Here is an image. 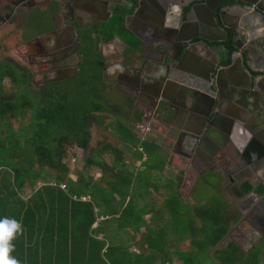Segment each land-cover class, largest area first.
Returning <instances> with one entry per match:
<instances>
[{
  "label": "trees",
  "instance_id": "trees-1",
  "mask_svg": "<svg viewBox=\"0 0 264 264\" xmlns=\"http://www.w3.org/2000/svg\"><path fill=\"white\" fill-rule=\"evenodd\" d=\"M101 26L111 30L105 41L111 33L127 41L122 12ZM100 34L83 42L84 62L66 90L34 83L17 61H0V219H14L23 229L12 241L11 255L20 264H200L197 253L204 252L215 264H258V246L244 253L229 239L221 244L236 218L227 215L229 205L216 181L200 178L187 203L152 200V193L172 188L151 182L149 158L143 170L134 165L141 158L139 140L121 122L112 123V103L95 92L107 93L99 81L100 56L94 53ZM120 102L119 119L125 120L131 103ZM95 127H112L109 141H97ZM73 148L83 162L74 178L63 160ZM200 186L209 193L196 198ZM250 188L245 184L243 192ZM263 190L256 188L258 194ZM184 204L191 207L188 219L180 213ZM164 209L174 217L164 220ZM183 226L188 244L180 251L174 248L182 237L175 232Z\"/></svg>",
  "mask_w": 264,
  "mask_h": 264
},
{
  "label": "crops",
  "instance_id": "crops-1",
  "mask_svg": "<svg viewBox=\"0 0 264 264\" xmlns=\"http://www.w3.org/2000/svg\"><path fill=\"white\" fill-rule=\"evenodd\" d=\"M21 2L22 0H0V37L9 36L6 37L8 41L9 38L17 36L20 50L12 51L14 53L12 55H17L19 62L25 64V57L41 59L46 51L50 48L54 49V44H57L65 34L68 35V41H71L73 37L70 31H66V27L74 25L75 17L77 24L81 25L100 19L102 22H108L112 10L124 6L126 1L31 0L25 9L18 6ZM203 2L204 0H142V6L137 8L136 14L130 16L126 23L128 29L125 38L133 45H128L127 50L124 49L125 45L122 43L124 41L120 42L119 39L122 37L118 36L119 39L113 38L109 44H100L98 48L102 56L108 58L107 62L111 67H115L120 72H123L122 65L117 61L112 62L113 57L121 58L124 55L125 67L128 70H136V75L138 71H142L144 61L159 62L158 78L147 82L142 81L143 79L138 81L141 83L139 88L136 79L132 88L136 95L133 97L117 91L111 82L106 84L107 89L111 88L123 98H128L131 107L133 103L134 106L140 103L142 105L147 99L152 100L155 97V105L159 104L158 108L168 110L167 116L156 115L153 118L152 115L149 121H145L143 127L139 126L142 111L135 115V119H131L130 115L125 119L130 132L141 144L137 148L141 158L135 161L134 165L139 167V170H143L145 168L142 166L143 162L149 158L151 163L148 164L150 168L148 175L151 182L161 188L168 186L172 188V190L152 193V200L166 201V204L170 199H172L171 203L176 200L190 202V190L200 182V178L204 177L209 182L218 183L220 193L229 205L226 210L228 215L234 208L232 206L234 200L229 191L223 187L224 178L218 177L214 171L244 170L246 172L250 166H255L256 174L252 176L256 177V182L264 179V34L259 26L248 31L240 27L242 39L240 47L245 52L240 55L242 59L243 56L245 57L243 65L249 73L253 89L246 96L242 95L243 98L240 97L243 90L236 85L237 70L224 71L219 78L223 97L217 103L214 120L206 125V130L202 129L203 123L208 119H202L203 106L200 98L182 102L179 99V88L183 87L182 85H189L195 90L200 82L197 70L200 64L209 68L223 66L226 63L224 53L215 48L221 43L201 41L198 38L202 36L214 39L219 35L212 27L209 9ZM156 7L164 13V19L169 20V23L161 22L163 17L159 16ZM232 9L226 16L227 24L232 23V17L235 15ZM51 26L59 28V31L51 33L53 32ZM184 37L193 38L181 44ZM181 48H186L184 62L174 63L178 60L177 56ZM121 52L125 53L122 55ZM69 58L72 60L76 57L72 55ZM158 59L160 61H157ZM27 66L35 67L32 64ZM72 66L66 64L62 72L66 71V74L71 76ZM107 70L109 73L112 72L111 68ZM125 74L132 76L133 72L125 70ZM38 76V71H35L31 77ZM33 81L39 83L34 79ZM150 112H153L152 109ZM144 128H148V131ZM225 135L229 139H226ZM147 136L149 138H146ZM142 144L143 148L140 149ZM243 148L245 151H242ZM252 178L246 177L245 182H251ZM263 184L260 182L259 186L263 187ZM246 198L254 204L252 208L243 210L244 213L247 211L245 213L248 215L247 219L239 221L240 217H235L238 221V232H242L240 229L242 225L244 235L248 231L255 230L247 221L249 217L256 215V222L261 225L264 223V212L259 210L257 199L250 195ZM255 206L256 212L253 210ZM162 213L163 219L170 220L174 217L168 209H164ZM149 217L150 215H145L143 218L147 221ZM95 225L96 223L92 228ZM178 246H181L180 242L174 249L179 250ZM131 250H135V247H131ZM262 260H264V251H262Z\"/></svg>",
  "mask_w": 264,
  "mask_h": 264
},
{
  "label": "flooded vegetation",
  "instance_id": "flooded-vegetation-1",
  "mask_svg": "<svg viewBox=\"0 0 264 264\" xmlns=\"http://www.w3.org/2000/svg\"><path fill=\"white\" fill-rule=\"evenodd\" d=\"M30 2H31V0H29V1L28 0H24V1L22 0V2L18 4V6L25 9V8H27L26 6ZM8 4H10V3H8ZM129 5H130L129 3L125 2L124 6L114 8L112 10V14H111V16H112L115 13L117 15V13L122 12V15L124 16V22H125V27H124L125 31H126V29H128L126 27V23H127V20L130 18V12L136 8V6H132V7L128 8ZM126 8H128V9L126 10ZM116 10H117V12H116ZM69 14H70V11H69ZM126 15H127V17H126ZM73 21L75 22L74 25L73 26L67 25L66 31H69V29L72 28L74 30L75 38L73 37V39L71 41H68V35L65 34L67 37L65 35H64V37H61L62 39L58 40V43H57L58 45L55 43L54 49L50 48L49 51H46V53H44L45 55L41 56V59L35 60V59H30L31 57L30 58L25 57V64L26 65H29V64L34 65L36 68V71H38V75H39V81L38 82H40V83L47 82L50 84L51 83L60 84L62 82H68V81L74 79L76 77L77 73L79 72L80 66L84 62L85 45L83 42L85 41V39L88 40L89 37H90L89 40L93 42V41H95L97 34L101 33L100 36L98 35V37H100V38L103 37V38L98 40L96 47H95V51H94V53L99 52V56H101V59H102V61L99 64V81L102 84H109L111 82L114 84L113 86H115V89L117 91H120V93H124L125 95H128L129 97L135 96L136 95V93L134 92L135 90L132 88H134V83H135L134 81L136 80L134 78L136 70H132V69L128 70L125 67V63H124L125 56L123 55L125 52L124 53L121 52V54L123 55L121 58L120 57H118V58L113 57V59H112V62L116 63V61H117V62H119V64L122 65L121 70H123V72H120V71L116 70L115 67H111V64H109L107 62L108 58L102 56V54L100 53L99 48H98V45L109 44L113 38H118L117 34L111 33L110 39L105 41L106 35H109L111 32V30L107 31V32L102 31L101 25L105 24L106 22H102L101 19H100V21H96V22L94 20L93 21L91 20L90 22L81 25V24H77L78 22L76 21V17H75V20H73ZM54 27L55 26H51V31H53L51 33H54V31H59V28H56V27L54 28ZM63 30H64V28H63ZM51 35H53V34H51ZM126 37H128V36H126ZM77 40H78L79 44L76 42ZM119 41L120 42L124 41L122 43L125 45L124 49L126 48V50H127L128 45H133V44H129L128 41H125L121 38L119 39ZM99 42H102V43H99ZM215 48L218 49L217 45L215 46ZM74 51L76 52L78 59L80 61L77 60V58H73L72 60H70L69 57H72V55L74 56ZM220 52L224 53L222 50H220ZM224 55L226 58V63L223 66H219V67L210 66V67L215 68L216 70H221L222 73H224V71L227 72L228 70H226L227 69L226 67L228 64L229 54L226 55L224 53ZM78 61H79V65L76 68V72H75L74 77H68L70 75L66 74L67 73L66 71L62 72L63 71L62 69L64 68V66H66V64L67 65L68 64L74 65L75 63H78ZM157 61H160V60L158 59ZM256 61H258V60H256ZM155 63H157V64H155ZM151 64L156 67V69H155L156 71L154 72L153 77L147 78V79H149L148 81L157 79L158 78L157 74H159V72H160L159 71V62H153V63L151 62ZM110 68H111L112 72L109 73L107 69L110 70ZM125 70L133 72V75L131 76L129 74H125ZM138 74L139 75L137 77V83H138L137 88L140 87L141 83H139V82L143 78L141 72L138 71ZM124 76L129 77V79L125 78ZM155 76H157V77H155ZM144 79L145 78H143V80ZM150 95L153 96V94H150ZM179 99L181 100L180 97H179ZM145 102L142 105L140 103V104H137L135 106L133 103V107H131V112H130L131 119L132 118L135 119L134 118L135 115L139 111L140 112L142 111L143 114H142L141 120L145 124L146 123L145 121H149V119L151 118L152 115H153V118L156 115L157 116L160 115V114H158V111L162 108H158L159 104L155 105V103H156L155 97L152 98V100L147 99ZM217 103H218V101H216L214 103L213 108H212L209 116L207 117V119H208L207 121H209L212 118L213 113H215ZM202 106H203V111L201 112V115H202V119H205L207 116V115L206 116L203 115V113L205 112V109H204L205 106L203 104H202ZM151 109L153 112H150ZM139 126H141V125H139ZM224 176H225V178H224L225 182H224L223 187H225L226 190L229 191L231 197L234 200V202L232 204V206L234 208L228 213L229 218L240 217L239 221L242 219H247L248 215L245 214L247 211L244 213L243 210H246V209L248 210L250 207L252 208L254 206V204H252L250 199L248 200V198H246V196H247L246 193L248 191L243 192V186L245 184H248L247 182H245V178L246 177L248 178L250 176V174H248L246 172H242L240 170H235V172H229V171L224 172ZM250 177L252 178L253 176H250ZM250 183L253 184L252 186H254L253 187L254 192H256L257 187H260V186L262 187V185L259 186L260 182H256V178H255V180L251 181ZM251 189L252 188H250V190ZM263 192H264V190H263ZM255 212H256V206H255ZM247 221L252 227H254L255 230L254 231H248L247 234H245L246 235L245 238H243L244 240H242V241H239V240H231V241L234 242V244L236 243V245L239 247V249L244 253L248 252L249 250L251 251L253 249V246L256 245L261 249V256H262V251H264V223L262 225L260 223H257L256 222V215H255V217H249V219ZM237 222L238 221L234 222L232 225L234 226L235 224H237ZM256 223H257V225H256ZM241 230H243L242 227H241ZM235 231H238V230H235ZM256 231H257V233H256ZM240 234H243V233L240 232ZM254 242H256V243L253 244Z\"/></svg>",
  "mask_w": 264,
  "mask_h": 264
},
{
  "label": "water",
  "instance_id": "water-1",
  "mask_svg": "<svg viewBox=\"0 0 264 264\" xmlns=\"http://www.w3.org/2000/svg\"><path fill=\"white\" fill-rule=\"evenodd\" d=\"M125 1L130 4L128 8L132 6H136V8L130 12V16L135 15L137 8L142 6V0H125ZM203 4L208 7L209 19L211 20L212 27L218 31L219 35L214 37V39H209L202 36H198V38H200L201 41L221 43V45L219 46L217 45L218 50L219 51L222 50L226 55L229 54L226 70H228L229 72L234 69H235L234 71L237 70L238 80L236 85H238L243 90L240 97H242V95L246 96L247 93L253 89V87L251 86L249 73L247 70L244 69L243 59L245 57L243 56L242 59L240 55L241 53L245 54V52L241 50L240 47L242 43L240 27L242 26L244 30L248 31L256 26H259V28L262 29V34H264V0H204ZM128 8H126V10ZM230 9L235 11V15H233L232 17L233 19L232 23L227 24L225 22V19ZM156 10L159 16L163 17V20L161 21L162 23L165 24L170 22L169 20L164 19V13L160 11L158 7H156ZM69 31H70V35L75 38L74 30L70 28ZM192 38L193 37L182 38L181 44L191 41ZM76 42L78 43V40ZM223 43H226V46ZM75 51H74V56L77 58V60H79ZM185 54H186V48L184 49L181 48L177 56L178 60H176L174 63L180 64L181 62H184ZM79 61L78 63H75L72 66L70 77H74L76 68L79 65ZM199 67H197L200 77L199 85L196 86L195 90L192 86L182 85L183 87L179 88V97L181 98L182 102L186 100H198L197 97L200 98V101L205 106L204 108L205 112L203 113V115L205 116L207 115L206 116L207 118L213 108L214 103L216 101H220L221 98L223 97L222 88H221L222 83L219 81L222 72L221 70H216L215 68L212 67L209 68L204 66L202 67L201 64ZM155 69L156 67L153 66L151 63H145L144 61L141 71L142 77L145 78L143 81L147 82L149 80L147 79L148 77H153L154 72L156 71ZM138 75L136 76L135 74L134 78L137 79ZM124 77L129 79V77L127 76ZM158 114H160L162 117L167 116L168 110L160 109L158 111ZM215 115L216 114L213 113L212 118L209 121L206 120L203 123L202 129L204 130L207 129L206 125L209 124L210 121L212 122L214 120ZM139 124L142 127L144 125L142 120H140ZM225 137L227 136L225 135ZM226 139L229 138L227 137ZM242 151H245V148H243ZM255 169H256L255 166H250V169L246 170V172L250 174V176H252L256 174ZM240 171L244 172V170H240ZM214 173L217 174V176L220 178H225L224 172L214 171ZM255 178L256 177L254 176L252 178V181ZM259 181L264 183V179H259ZM248 183L250 184L252 189L249 190L246 194L256 198L259 210L261 209V211L264 212V192L261 194H257L253 190L254 187L252 186L253 184H251L250 182ZM253 210H255V207L253 208ZM237 226L238 225L235 224L232 228L230 227L229 232L232 231L234 232L235 230H238ZM241 231L243 232V230ZM255 243L256 242H254L253 244Z\"/></svg>",
  "mask_w": 264,
  "mask_h": 264
},
{
  "label": "rangeland",
  "instance_id": "rangeland-1",
  "mask_svg": "<svg viewBox=\"0 0 264 264\" xmlns=\"http://www.w3.org/2000/svg\"><path fill=\"white\" fill-rule=\"evenodd\" d=\"M31 18V17H30ZM31 28V27H30ZM3 37V38H1ZM0 37V61L3 59H7L10 58L12 59L14 62H18V64L20 65V67L24 68L27 72H29L31 74V76H33V73L36 71L35 67H29L26 64L23 63H19V59L17 58V55H12V51L14 52H19V43L17 42L18 40H16L17 36L9 38V40H6V37L8 38L9 36H1ZM14 54V53H13ZM36 80L39 81V76L38 77H33L32 80ZM3 87L4 90L9 91L11 88L9 87L10 84L8 83V79L4 78L3 81ZM40 83V82H39ZM99 87H101L102 85H98ZM51 89H61V90H66L69 87V84L67 82H62L60 84H52L50 85ZM97 94H99L101 97H103L105 100H110L109 102H111V106L108 109L111 112V118L112 119H116V120H112V123L115 122H121L123 124V126H125L126 128H129L128 122L123 120H120L119 118H121V111L123 110L121 107V102L120 100L123 101V98L121 97V95L117 94L115 91L113 92L111 88L107 89V93H103L101 91H95ZM24 123V121H23ZM13 127L16 128V123H12ZM105 126V125H104ZM96 129L94 130L95 134L94 137L95 139L98 140H102L103 142L105 141H109V137L107 136L109 134L110 128L113 130L112 127L108 128V130H101L100 128H102V126L100 125V128L95 127ZM93 132V129H92ZM113 132V131H112ZM107 136L106 138H104L103 136ZM146 138H149L148 136ZM94 142V141H93ZM91 141V143H93ZM79 151H77L76 149H67L66 153H65V157H64V161H66L67 165H68V176L69 177H73L74 178V173L76 171H80L82 168V156L78 153ZM72 156H75L74 159L75 160H71ZM40 183L37 184V186H39ZM218 187V186H217ZM218 191L219 187L217 188ZM29 191L26 190V194ZM221 192V191H220ZM208 191L207 189H205L204 187L201 188V186L199 188H197L196 193H195V197L196 198H200V197H205L208 195ZM218 202H222L221 198H217L215 197ZM214 198V199H215ZM221 200V201H220ZM181 206V205H180ZM183 206V205H182ZM181 206V207H182ZM190 205L189 204H184L183 209H181L180 213L182 217L186 218V215H188V211L190 210ZM233 209V208H232ZM176 210V208H175ZM179 211V210H178ZM177 211V212H178ZM191 219V218H190ZM167 220V219H164ZM192 220V219H191ZM233 227V225L231 226V228ZM175 234L180 235L182 237V239H180V244L182 245H187L188 242L185 240L186 235L189 234V230L188 227H176V232ZM246 235L244 234H240V232L238 231H232L229 232L228 235L221 241V244H224L228 239L229 240H239L242 241L244 240L243 238H245ZM178 245V244H176ZM178 249L181 250H185V248L183 246H178ZM197 255H199L200 258H198L197 260L200 262V264H215V262L213 260H210V258L206 255V253L204 252H200L197 253ZM261 261V260H260ZM258 264H264V260L261 261V263L259 262Z\"/></svg>",
  "mask_w": 264,
  "mask_h": 264
},
{
  "label": "clouds",
  "instance_id": "clouds-1",
  "mask_svg": "<svg viewBox=\"0 0 264 264\" xmlns=\"http://www.w3.org/2000/svg\"><path fill=\"white\" fill-rule=\"evenodd\" d=\"M22 232V225L18 221L8 218L0 219V264H20V261L11 253L15 250L12 241Z\"/></svg>",
  "mask_w": 264,
  "mask_h": 264
},
{
  "label": "built area",
  "instance_id": "built-area-1",
  "mask_svg": "<svg viewBox=\"0 0 264 264\" xmlns=\"http://www.w3.org/2000/svg\"><path fill=\"white\" fill-rule=\"evenodd\" d=\"M144 130L148 131V128H144ZM60 188H61V189H63V188H64V186H63V185H61V186H60ZM81 200L83 201L84 199H83V198H81Z\"/></svg>",
  "mask_w": 264,
  "mask_h": 264
}]
</instances>
